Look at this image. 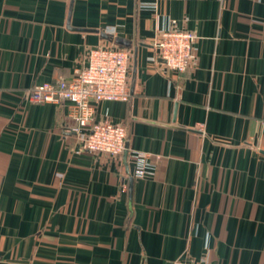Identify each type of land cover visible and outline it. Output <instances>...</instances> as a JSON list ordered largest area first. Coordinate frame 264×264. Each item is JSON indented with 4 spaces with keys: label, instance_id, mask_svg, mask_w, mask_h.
Returning a JSON list of instances; mask_svg holds the SVG:
<instances>
[{
    "label": "crops",
    "instance_id": "obj_1",
    "mask_svg": "<svg viewBox=\"0 0 264 264\" xmlns=\"http://www.w3.org/2000/svg\"><path fill=\"white\" fill-rule=\"evenodd\" d=\"M173 22L196 37L182 74L155 48ZM117 38L130 98L93 105L126 132L109 157L81 148L67 103L24 95ZM181 258L264 264V0H0V264Z\"/></svg>",
    "mask_w": 264,
    "mask_h": 264
},
{
    "label": "built area",
    "instance_id": "obj_2",
    "mask_svg": "<svg viewBox=\"0 0 264 264\" xmlns=\"http://www.w3.org/2000/svg\"><path fill=\"white\" fill-rule=\"evenodd\" d=\"M195 40L192 32L177 28L173 22L158 34L157 57L177 74L193 70L197 65ZM131 57L129 49L113 43L90 48L84 65L74 69L69 79L34 85L25 92V100L34 104L67 103L68 117L76 124L73 131L78 135L81 148L90 154L117 157L127 150L125 129L108 120L93 121V105L128 101ZM131 159L135 163V176L142 177L146 169L143 156L131 154ZM170 264L209 263L181 258Z\"/></svg>",
    "mask_w": 264,
    "mask_h": 264
},
{
    "label": "water",
    "instance_id": "obj_3",
    "mask_svg": "<svg viewBox=\"0 0 264 264\" xmlns=\"http://www.w3.org/2000/svg\"><path fill=\"white\" fill-rule=\"evenodd\" d=\"M114 43L116 45H118V46H121V47H127V46H129L128 42L124 41L123 39H119V38L115 39L114 40ZM124 154H126V152H124Z\"/></svg>",
    "mask_w": 264,
    "mask_h": 264
}]
</instances>
